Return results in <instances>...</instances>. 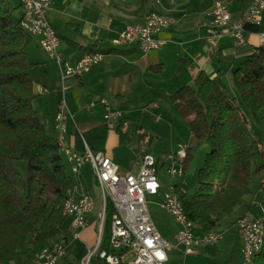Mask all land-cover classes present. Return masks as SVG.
<instances>
[{
	"label": "crops",
	"instance_id": "0c3cea01",
	"mask_svg": "<svg viewBox=\"0 0 264 264\" xmlns=\"http://www.w3.org/2000/svg\"><path fill=\"white\" fill-rule=\"evenodd\" d=\"M214 1L162 0V4L155 5L149 0H50L47 15L60 37L61 56L76 62L88 51H101L106 57L83 76L67 78L63 91L58 63L42 48L38 39H31L25 52L27 59L34 63L29 72L35 82L34 90L39 93L33 100V106L48 134L56 136L58 133L55 116L64 97L70 113L65 122L68 146L80 153L85 151L86 145L94 152L104 151L118 164L121 174L138 173L142 168V156L155 153L159 145L174 144L177 139L178 148L182 144L193 143V133L174 104L172 93L192 83L196 73L204 70L212 78H218L230 93L238 95L233 83V70L243 55L235 54L236 44L230 34H222L214 41L209 38L208 23ZM229 6L234 18H243L240 0ZM152 9H157L169 21L167 27L155 34L163 40L160 47L142 53L136 45H116L113 42L127 23L142 21ZM16 13L21 15L22 8H18ZM243 25L248 45H264V10L259 22L244 21ZM219 53L235 58L225 63L226 73L221 77L217 75ZM101 98L120 109L122 117L107 122L103 104L98 102L92 108L85 107L89 100ZM118 125L127 132L128 141H122L116 129ZM141 131L146 132L140 135ZM201 142L196 141V146ZM66 172L71 175L72 171ZM73 177L79 182L80 189L92 195L94 186H99L89 163L82 164ZM260 177L255 176L256 182L244 196V202L231 214L224 215L216 226L225 233L217 248L224 250L226 255L232 248L240 250L242 245L236 219L243 212L253 213L249 202L261 203L258 200L262 192ZM165 180L162 176L164 185L167 183ZM181 180L187 188L185 177ZM159 198L160 195L148 196V200L159 201ZM94 209L88 214L82 238L88 236L91 225L97 223L99 216ZM253 214L259 216L258 213ZM157 227L166 239L177 238L165 224L159 223ZM73 238L70 242L76 240ZM82 256L77 252L76 257L67 262L64 254L63 264L78 262Z\"/></svg>",
	"mask_w": 264,
	"mask_h": 264
},
{
	"label": "trees",
	"instance_id": "16d2710c",
	"mask_svg": "<svg viewBox=\"0 0 264 264\" xmlns=\"http://www.w3.org/2000/svg\"><path fill=\"white\" fill-rule=\"evenodd\" d=\"M240 1L245 12L252 0ZM18 8L19 0H0V264H27L52 241L70 238L71 218L63 216L62 207L68 188L77 182L66 172L57 135L48 134L33 106L39 93L29 72L34 63L25 52L32 35L22 28ZM235 54L243 55L233 70L238 95L204 70L171 95L195 139L185 149L186 156L193 153L196 141L210 144L195 191L185 188L180 195L192 231L199 236L216 229L224 215L244 202L255 176L264 174V137L253 126V121L264 122V45L239 44ZM218 56L221 77L225 63L235 58ZM116 129L122 141L129 140L121 125ZM114 211L107 199L106 247ZM229 258L239 264L238 250L232 248ZM251 264H264V238Z\"/></svg>",
	"mask_w": 264,
	"mask_h": 264
},
{
	"label": "built area",
	"instance_id": "2783aa9c",
	"mask_svg": "<svg viewBox=\"0 0 264 264\" xmlns=\"http://www.w3.org/2000/svg\"><path fill=\"white\" fill-rule=\"evenodd\" d=\"M22 5V17L29 23V28L39 39L42 48L53 58L60 67L61 85L64 91L65 82L70 77H81L90 69L103 61L106 54L101 51L96 53H86L76 62L64 59L59 51L60 37L48 18L47 12L50 7V0H19ZM173 1V0H170ZM264 10V0H259V8L256 13L246 17V21L259 22L261 13ZM211 19L208 23L209 38L214 41L222 34H230L236 45L245 44L244 22H238V18L233 17L231 8L217 9L214 2L210 10ZM168 19L156 9H152L144 15L142 21L127 23L119 31L113 42L116 45H136L142 53H147L152 48H158L163 40L157 38L155 34L167 27ZM41 86H39L40 89ZM98 102L105 106L104 118L107 122L122 117L123 113L117 107L106 108V98H101L95 102H86V108L94 107ZM70 115L64 97L61 99L56 113V124H60L61 136L64 142L66 133V119ZM180 148L169 153L171 163L167 166V183H162V176L159 173V159L152 153H145L142 156V168L138 173L121 174L118 164L104 151H92L87 145L83 153L72 150L67 144V152L72 157L75 175L79 172V164L89 163L99 179V187H107L113 190V205L115 208L111 220H115L116 242L113 259H105L104 246V220L105 213L99 214V233L94 247L88 249L78 262L73 264H166L169 260V251L174 248L173 244L166 239L159 231L154 221L149 207L148 196L160 195L159 202L162 207L172 214L181 223L179 215H176L170 197L166 196V186H171V176L177 174V163H179ZM166 178V177H165ZM76 202L72 208H78L76 217L83 218V225L76 226V239L81 237L82 230L87 226L85 212L88 199H82V191L78 190ZM182 187H186L185 182ZM187 190V188H186ZM102 205L105 203L104 194H101ZM63 216H68V211ZM264 224V217H255L251 214L240 216L236 221L237 230L242 239L241 253L242 259L239 264H243L244 250L249 247L250 242L256 241L259 230ZM223 235H210L209 239L198 240L192 230L183 227L177 235L178 243L184 246V253L191 254L198 252L199 248L216 245L223 240ZM51 247V246H50ZM66 245L60 250H52L44 258L34 257L27 264H57V254L65 252Z\"/></svg>",
	"mask_w": 264,
	"mask_h": 264
},
{
	"label": "rangeland",
	"instance_id": "374dc122",
	"mask_svg": "<svg viewBox=\"0 0 264 264\" xmlns=\"http://www.w3.org/2000/svg\"><path fill=\"white\" fill-rule=\"evenodd\" d=\"M149 1L151 3H153L151 0H149ZM221 1H223V0H221ZM223 2H225V1H223ZM225 3L228 6L230 5L228 2H225ZM153 4H155V3H153ZM160 4H162V2ZM160 4H155V5H160ZM157 12L160 13L158 10H157ZM160 14H162V13H160ZM32 39L37 40L38 37L35 35H32ZM34 87H35V82H34ZM34 105L35 106L37 105V99L34 101ZM253 126L256 129H258L264 137V122H262L261 124H258L255 121H253ZM177 145H178V139L175 141L174 144L169 143V144L159 145L156 148V150L154 151L155 153H153L156 157H159V163H158L159 173L164 178L166 177L165 179H167V175H166L167 166L171 163V159H169V153L174 152L177 149H179L177 147ZM182 145H185V144H182ZM187 146H186V149H187ZM209 149H210V144L207 141H202L201 144H199L198 146H196L194 148L193 153L189 154L188 156H186L185 148H180L179 155H180L181 159L183 160V164H184V176L182 178L184 179V177H185V179H186L187 189H188L189 193H193L197 187L198 170H199V167L203 163L206 152ZM63 154H62V157L64 160L66 170L72 171L71 165L67 161V158H66L64 152H63ZM72 172H71V175L74 176L75 173L73 172L74 173L73 174ZM259 179H260V183H261L260 186L262 187V192H260L258 200H260L261 203L259 205L256 201H253L254 203L249 202V204L251 206H253L252 207L253 213L255 212V213H258L259 216H262V215H264V199H262V198H264V195H263L264 194V174H262ZM175 180H177V179H175ZM74 185H77L78 190L84 191L83 189H80V185H79L78 181L75 182L74 184H72L69 188H74ZM93 196L95 198V207H94L95 211L94 212L96 213V215L99 216V214L103 210V205L101 202V189L99 186H94ZM148 207H149L150 213H151L154 221L157 224L163 223L168 227V229L172 233H174L175 235L179 234V232L183 228V225L179 221H177L176 218L167 211V209L162 207L159 201L149 199L148 200ZM253 213H251V215L255 216ZM87 220H88V216H87ZM98 221H100L99 217H98V220L96 221L97 222L96 225L95 224L91 225L90 234L88 236L83 237V238L81 237L80 239L72 240L70 242L71 239H74L72 236L73 227L71 225V236H70V238L65 239V241L63 240L64 244L66 245L65 253H63L58 258L59 260H57L58 261L57 264H63L65 262V260H64L65 257H66L67 262L71 261L73 258L76 257L77 252L79 255L86 254L88 252L87 246L94 247V245L96 244V240H97V234L99 233ZM221 231H223V230H221ZM168 238H169V241L173 244L174 248L169 251V260L166 262V264H231V261L229 258L230 251L226 255V252L224 250H221V249L219 250L217 248V247H219L218 243L216 244L217 246L212 245L209 247L199 248L197 253H193V254L191 253V254L185 255L183 252L184 246L182 244L178 243L177 238L176 239H174V237H168ZM62 239H63L62 237H59L58 239L52 241V243L57 241V240H62ZM64 254H65V257H63ZM238 255L240 258V262H241V259H242L241 248H240V250H238Z\"/></svg>",
	"mask_w": 264,
	"mask_h": 264
},
{
	"label": "bare ground",
	"instance_id": "6f19581e",
	"mask_svg": "<svg viewBox=\"0 0 264 264\" xmlns=\"http://www.w3.org/2000/svg\"><path fill=\"white\" fill-rule=\"evenodd\" d=\"M151 1L155 4H160L162 2V0H151ZM214 7H217V9L229 8V6L221 0H215ZM258 8H259V0H252L251 4L244 12L243 18L239 19L238 22L246 21V17H249V15L252 13H256V10H258ZM21 26L28 33L32 35H36L34 34V31L29 28V23L25 21L23 17H21ZM86 53H96V51H90V52L88 51ZM42 90H46V88H42ZM95 101L96 100H89L88 102H95ZM115 107H116L115 105H113L110 101L106 99V108H115ZM55 125L58 129V134L56 138L58 146L65 153L67 161L70 163L71 169L75 173V169L73 168L72 157H70V154H68L67 152V143L64 142L62 139H60L61 127H60V124H56V119H55ZM81 165L82 164H79V169ZM183 176H184V166L182 164L181 159L179 158V163H177V174L171 176L172 185L166 186V196L170 197V202L171 204H173V208L175 209L176 215H179L180 218H182L181 224L183 225V227L187 228L188 230H192L193 223L191 220H189L186 217L183 204L180 199L181 193L185 191V187L181 186V185H184L183 181L181 180ZM97 181L99 183L98 178H97ZM100 189H101V194H104V201H105V203H103L102 213H105L106 201L107 199H111V200L113 199V190H107V187H100ZM76 199H77V192H75V186L74 188H68L67 197L64 200L63 207H62V214L65 215L66 211H68L67 217L71 218V225L73 227V233H72L73 237H76V226L83 225V218L76 217L78 215V208H72L73 203L76 202ZM82 199L90 200V201H87L86 212H85V220H87L88 214L95 207V199H94V196L88 192H82ZM247 214H250V213L246 211L240 216L247 215ZM240 216L236 219V221L240 220ZM209 234L210 235H223L224 231L213 229L203 236L196 235V239L198 240L209 239ZM263 238H264V224L262 225V228L259 230V236L258 238H256V241L250 242L249 247H247L246 250H244L243 264L252 263L253 255L255 251H257L259 247L261 246ZM108 242H116L115 220H111V224H110V228L108 232ZM63 245H65L63 240H57L53 242L51 245L45 247L39 253H37L35 257L44 258V256H47V254H51V249L60 250L61 246ZM63 253L64 252H59V254H57V260ZM114 254H115V244H108L107 247L105 248V259H113Z\"/></svg>",
	"mask_w": 264,
	"mask_h": 264
}]
</instances>
